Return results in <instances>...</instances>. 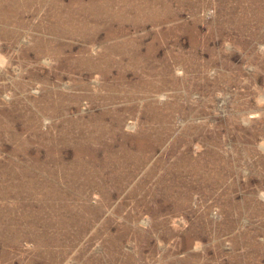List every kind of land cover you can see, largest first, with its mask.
Segmentation results:
<instances>
[{
    "label": "rangeland",
    "instance_id": "374dc122",
    "mask_svg": "<svg viewBox=\"0 0 264 264\" xmlns=\"http://www.w3.org/2000/svg\"><path fill=\"white\" fill-rule=\"evenodd\" d=\"M0 264H264V0H0Z\"/></svg>",
    "mask_w": 264,
    "mask_h": 264
}]
</instances>
